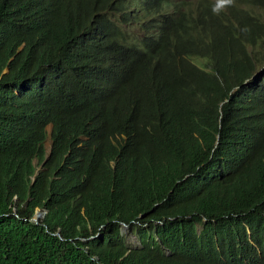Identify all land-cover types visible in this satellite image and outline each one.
<instances>
[{"label":"trees","instance_id":"trees-1","mask_svg":"<svg viewBox=\"0 0 264 264\" xmlns=\"http://www.w3.org/2000/svg\"><path fill=\"white\" fill-rule=\"evenodd\" d=\"M231 12L234 26L204 10L182 21L178 36L209 68L166 60L171 82L202 96L180 122L123 125L77 85L65 25L30 15L26 33L0 12V264H264V20ZM126 65L131 88L149 63ZM114 118L133 140L103 153Z\"/></svg>","mask_w":264,"mask_h":264},{"label":"clouds","instance_id":"clouds-1","mask_svg":"<svg viewBox=\"0 0 264 264\" xmlns=\"http://www.w3.org/2000/svg\"><path fill=\"white\" fill-rule=\"evenodd\" d=\"M18 1L0 0L2 14L13 13L19 18V25H8L28 33L32 28L30 15L50 25H65L59 45L68 50L67 61L75 71L77 85H84L101 105L110 106L122 125L132 116L152 124L180 122L187 107L202 98L192 87L171 82L165 65L168 58L177 57L188 69L200 72L209 68L196 51L186 49L178 36L184 19L197 21L204 10L213 23L230 22L234 26V10L241 18L248 14L258 22L264 20V6L254 0H25L26 12H14ZM39 2L43 6H37ZM118 31L124 40L115 38ZM25 47L23 43L11 49V57L15 58ZM139 59L147 61L148 68L133 76L135 83L129 88L126 62ZM87 112L97 118L100 115L99 111ZM48 125L46 146L53 143L54 125ZM121 128L114 118L108 126L113 145L103 153L131 143L133 136ZM88 134L98 138L101 148L100 134ZM80 136L88 141L85 135Z\"/></svg>","mask_w":264,"mask_h":264},{"label":"rangeland","instance_id":"rangeland-1","mask_svg":"<svg viewBox=\"0 0 264 264\" xmlns=\"http://www.w3.org/2000/svg\"><path fill=\"white\" fill-rule=\"evenodd\" d=\"M257 12H260L261 9H256ZM51 142L48 143L47 148L50 150ZM41 212V211H40ZM42 218L39 219V222ZM123 235L127 239V245L130 249H135L140 247L139 238L136 232L131 229H123Z\"/></svg>","mask_w":264,"mask_h":264},{"label":"water","instance_id":"water-1","mask_svg":"<svg viewBox=\"0 0 264 264\" xmlns=\"http://www.w3.org/2000/svg\"><path fill=\"white\" fill-rule=\"evenodd\" d=\"M47 212H38L35 217L33 218V221L36 223V224H39V219L40 218H43L45 215H46ZM128 226L124 225V229H127Z\"/></svg>","mask_w":264,"mask_h":264}]
</instances>
